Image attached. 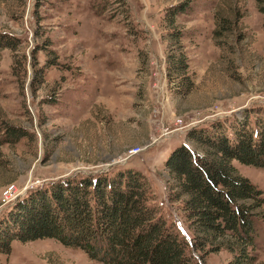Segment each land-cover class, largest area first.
I'll return each instance as SVG.
<instances>
[{"label":"rangeland","instance_id":"rangeland-1","mask_svg":"<svg viewBox=\"0 0 264 264\" xmlns=\"http://www.w3.org/2000/svg\"><path fill=\"white\" fill-rule=\"evenodd\" d=\"M184 1L0 0V216L39 186L128 169L147 180V202L190 243L162 161L180 143L194 148L190 128L264 109V13L254 0H187L166 25L165 8ZM177 28L185 88L165 72ZM8 126L27 135L6 139ZM231 164L264 195L263 168ZM259 211L264 219V204ZM254 227L251 264H264V222ZM185 251L196 264L231 260L226 250ZM0 264L103 263L46 237L12 239Z\"/></svg>","mask_w":264,"mask_h":264},{"label":"trees","instance_id":"trees-1","mask_svg":"<svg viewBox=\"0 0 264 264\" xmlns=\"http://www.w3.org/2000/svg\"><path fill=\"white\" fill-rule=\"evenodd\" d=\"M254 1L264 13V0ZM188 3L165 8V24L171 25ZM170 35L178 47L165 54L166 78L169 83L178 79L185 88L186 59L179 47L183 32L172 29ZM6 134L12 141L27 135L13 126ZM185 138L194 148L176 145L162 168L173 182L169 199L181 201L192 232L189 244L147 202V180L125 169L115 177L73 175L49 183L47 190L39 186L26 192L29 198L16 203L8 219L0 216V253H8L12 239L49 237L79 247L103 264H196L185 251L189 247L202 254L226 250L231 254L227 264H251L254 226L264 222L259 211L264 195L231 161L264 169V109L216 118L190 128ZM17 197L14 203L21 202Z\"/></svg>","mask_w":264,"mask_h":264},{"label":"built area","instance_id":"built-area-1","mask_svg":"<svg viewBox=\"0 0 264 264\" xmlns=\"http://www.w3.org/2000/svg\"><path fill=\"white\" fill-rule=\"evenodd\" d=\"M133 151V150H132ZM138 150H134L133 151V153H135V152H137ZM5 193H9V189L7 188L6 190H5ZM17 195H15L14 197H16Z\"/></svg>","mask_w":264,"mask_h":264}]
</instances>
